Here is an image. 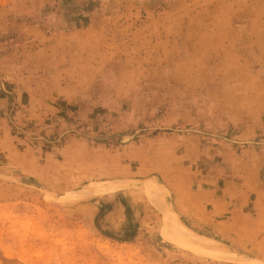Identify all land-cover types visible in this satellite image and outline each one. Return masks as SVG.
Listing matches in <instances>:
<instances>
[{"label":"rangeland","instance_id":"374dc122","mask_svg":"<svg viewBox=\"0 0 264 264\" xmlns=\"http://www.w3.org/2000/svg\"><path fill=\"white\" fill-rule=\"evenodd\" d=\"M0 264H264V0H0Z\"/></svg>","mask_w":264,"mask_h":264}]
</instances>
